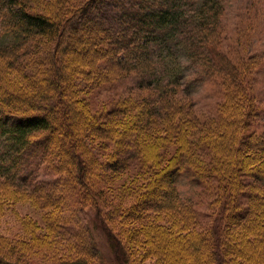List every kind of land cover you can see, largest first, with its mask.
Here are the masks:
<instances>
[{"label":"trees","instance_id":"1","mask_svg":"<svg viewBox=\"0 0 264 264\" xmlns=\"http://www.w3.org/2000/svg\"><path fill=\"white\" fill-rule=\"evenodd\" d=\"M55 1L58 2V6L64 8V3L69 0H50L49 4ZM93 1L82 0L70 12L68 20L58 21L45 8L42 7L40 10L34 8L36 2L48 4L44 0H35L34 4L32 0H0L2 59L9 56L8 61L12 60L14 63L31 54L30 41L34 36L43 34V37H48L55 34L51 49L54 74L48 81V86L47 83L33 84L38 80H27L31 82L32 91L13 93L8 88L6 92H0V178L11 183L22 179L27 182L29 177L26 176L24 167L32 165L34 160L35 165L41 163L45 165L49 163L48 157L55 164L57 156L62 161L60 166H65L68 171L69 176L64 184L62 178L54 177L37 181L32 184V189L28 190L34 194H41V191H44L53 198L60 196L58 202L65 200L64 195L68 196L66 198L68 200L73 198V195H78L74 199L78 198L84 205L86 197L95 201L98 206L96 214L101 219L105 234L121 252L119 260L123 254L119 263L133 264L130 248L123 237L126 228L118 230L113 223L115 221L113 211L106 210L103 203H99L102 193L98 191L95 179L91 177L94 160L86 159L79 151L84 145L80 134L81 123L84 122L87 126L89 124L100 137L102 132L96 115L89 112L85 101H77L74 98V89L78 85L74 73L84 70L86 66L81 61L80 55L83 54L76 52L75 48L72 49L78 41L76 33L72 34L70 39H65L68 36L65 34ZM124 1L126 3L121 4L122 14L118 17L119 37L112 40L114 34L105 26L89 25L93 37L88 39L83 49L88 52L89 59L95 65L86 71L87 79L80 81V86L82 91H86L94 83L101 85L105 80H115L108 72L114 67L118 71L117 78H125V75L130 74L140 77L136 85L140 89L149 87L157 92L158 96L142 98L138 103L140 105L138 114L146 116L153 110L159 117L157 122H162L157 126L160 131L154 136L158 148L163 140L171 135L177 151L170 165L154 176L149 193L143 194L141 198V203L145 201L148 211L155 209L160 212L137 213L136 217L133 213L136 210L135 205L131 206V209H117L118 216L140 221L139 234L140 237L142 235L140 243L146 247L142 256L152 254L157 264H210L211 260H215L216 264H225L220 250H216L218 248H211L209 252L210 233L208 240L205 241L204 236H195L193 229L189 228L194 222V212L185 206L186 203L182 201L177 187L180 177L185 172L193 171L196 180L214 176L218 178L222 192L225 193V202L220 203V212H224V215L229 214L232 226L242 228L230 234L238 243L237 247L233 245L236 247L234 254L245 257L250 264H264V135L254 136L256 144L243 140V133L248 128L244 104H248L250 99L246 87L249 79L226 57L218 54L216 44V38L220 36L218 30L223 21L226 2L229 0ZM127 2L130 8L134 7L135 13L132 12L131 16L125 19L124 13L130 9ZM139 14L141 16L138 18ZM126 32H131L133 37H127ZM97 39H102L98 46ZM109 42L111 45L107 49ZM118 53H122L121 58L117 56ZM69 55L73 56L71 61L68 59ZM112 57L113 61H110ZM186 59L198 65L196 74L200 75L201 72L204 75L199 80L208 74L213 76L216 71L221 70L228 69L231 74V82L228 85L234 90L225 95L226 101L218 112L219 119L215 120L214 126L211 127L213 129L210 131L212 137L209 143L200 144L202 149L208 147L213 152L209 166L193 164L191 150L189 151L190 147L197 145L192 134L199 126L194 115L195 102L194 100L189 101L191 103L182 102L176 99L177 93L185 91L186 78L189 75L188 65L183 63ZM91 75L95 82L91 80ZM150 78L152 80H149ZM120 111L122 109L117 108L111 111V114L114 116ZM126 118L130 124L135 123L132 116ZM115 120H111L113 126L116 125ZM153 121L156 122L154 119ZM136 127L146 130L148 126L136 124ZM142 134L140 151H136L133 157L147 153L145 159L143 154V163L146 165L148 162L147 165H151L160 154L157 153L158 149L154 150L153 145L151 147L150 143L144 142L151 140L152 137L145 132ZM83 151H86L85 148ZM108 167L115 168V163L111 162ZM250 173L255 175L252 183L247 185L244 177H249ZM58 180L60 182L55 187L48 186L50 182ZM152 186L155 189L151 190ZM245 186L249 189L246 195L249 203L246 208L241 210L242 208L235 205L233 209L228 208L232 204H237L238 200L235 197ZM160 192L163 199L151 203L150 201ZM91 201L90 203H93ZM58 209L59 206L54 207V210ZM165 225L169 227L165 228ZM217 232L214 234L212 231L220 240L222 230ZM218 240L214 241L213 245L221 243ZM93 252L97 254L96 250L90 249L89 254L82 253L76 259H65L64 264H100L96 258L90 257V254L96 255ZM24 262L13 252L0 253V264H25Z\"/></svg>","mask_w":264,"mask_h":264},{"label":"rangeland","instance_id":"2","mask_svg":"<svg viewBox=\"0 0 264 264\" xmlns=\"http://www.w3.org/2000/svg\"><path fill=\"white\" fill-rule=\"evenodd\" d=\"M32 1L34 4L35 0ZM44 1L48 4L36 2L34 8L40 10L43 7L53 18L55 17L58 21H66L70 12L82 0L66 1L64 8L58 6L56 1L51 4H49L50 0ZM123 2L125 1L94 0L84 12L85 15H83L84 13L81 14L83 16L79 15V18L76 22L74 21L65 34V36L68 35L65 39H70L71 35L76 33L78 41L72 49L75 48L76 52L83 54L80 55L81 61L86 66L84 70L74 73L77 77L76 83H78L74 89V98L77 101H85L89 112L96 115L102 132L100 137L90 128L89 124L87 126L86 123H81L80 134L84 145L79 151L86 159L94 160L91 177L95 179L94 183L97 184L98 191L102 193L99 203H103L106 210L113 211L112 216L115 217L113 223L118 230L128 228V232L125 229L122 233L128 248H130L133 264H157L152 254L142 256L146 247L140 243V238H142V235L140 237L139 234L140 221L118 216L117 209H131V206L136 205V210L133 212L135 216L137 213L151 212L155 214L160 212L155 209L148 211L145 201L141 203V198L143 194L149 193L150 183L154 176L170 165L175 157L177 146L173 137L168 134L169 138L164 139L158 148L154 136L160 131L157 126L162 122H157L159 117L153 113V110L146 116L138 114L139 101H142V98H156L158 93L149 87L140 89L136 85L140 77L135 74L117 78L116 67L108 71L115 80H105L101 85L94 83V86L92 85L86 91H82L80 86V81L87 79L86 71H89V67L94 68L95 65L89 59L88 52L83 49L87 45L88 39L93 37L89 25L105 26L109 32L114 34L112 40L119 37L117 35L119 34L117 31L118 17L122 14L121 4ZM127 5L130 6L128 2ZM130 9L124 13L125 19H128L132 12L135 13L134 7ZM140 16L139 14L138 18ZM222 20L218 30L220 36L216 38L218 54L226 57L249 79L246 82V87L250 99H248V104H244L248 128L243 133V140L253 144L255 135H264V0H229L228 3L226 2ZM42 35L34 36L30 41L32 45L30 55L14 63L12 60L8 61L9 56H5L3 59L0 57V92L4 93L8 88L13 93L31 90V82H27V80H38L33 84L47 83L48 86V81L54 74L51 49L55 34L48 37ZM125 35L133 37L131 32H126ZM101 42L102 39H97L96 45L98 46ZM110 43L106 47L107 49L110 48ZM72 55L75 56V54ZM117 56L121 58L122 53H118ZM72 57L69 55V61L72 60ZM110 61H113V57L110 58ZM107 62L109 61L107 60ZM183 63L188 65L189 75L186 78L185 91L177 93L176 99L182 102L194 100V115L199 123L196 131L192 133L198 146L190 147L189 151L191 150L193 164L209 166L213 152L208 147L202 149L200 144L209 143V139L212 137L210 131L213 128L211 129V127L214 126L213 122L219 119L218 112L226 101L225 95L234 90L228 85L231 82V74L228 69L221 70L223 74L216 71L215 75L208 74L204 79L199 80L204 75L201 72L200 75L196 74L198 65L192 64L188 59ZM27 74L29 77H26ZM91 80L96 81L92 75ZM225 81L228 83L226 84ZM117 108L122 111L112 116L111 111ZM150 108L149 105L148 109ZM128 116H132L134 119L132 121L137 125L148 126L147 129H138L135 123L130 124L126 118ZM111 120H115V126ZM142 132L152 137L151 140L144 141L145 144L150 143L151 147L153 145L154 150L158 149L157 153L160 154L151 165H147L148 162L146 165L143 163V154L145 159L147 153H141L140 157H133L136 151H140ZM84 148L86 151H83ZM48 161L49 163H45V165L43 163L35 165L36 160H34L32 165L24 167L26 176L30 178L29 180L27 177V182L22 179L11 183V181L0 178V253L13 252L14 255L21 258L22 262L25 261V264H64L65 259H76L82 253L89 254L90 249H94L97 254L93 252L96 255L90 254V257L96 258L100 264H120L123 254L119 260L121 252L118 246L105 234L101 219L96 214L98 206L95 201L86 197L87 205L85 204V206L78 198L74 199L78 195H73V198H69V200L66 199L68 196L64 195L65 200L58 202L60 196L53 198L44 191H41V194H34L28 190V188L32 189L33 183L40 180L57 177L62 178L64 184L68 179V171L65 166H60L62 161L57 156L54 160L55 164L49 157ZM111 162L115 163V168L108 167ZM116 164L118 165L116 166ZM251 174L249 177H244L247 185L254 179L255 174ZM59 182L60 180L50 182L48 186L55 187ZM177 187L182 201L186 203L185 206L193 209L194 212V222L189 228L193 229L195 236H204L205 241L208 240L210 233L209 252H211V248H218L216 250H220L225 264H250V261L245 257L235 255L233 252L238 243L231 238L230 234L236 233L238 228H242L235 227L237 225L232 226V222L228 218L229 214L224 215V212H220V203L225 202V193L222 192L218 178L213 176L196 180L194 172L189 171L183 173ZM152 188L155 189L154 186L151 187V190ZM248 190L247 186L244 190H240L235 197L238 200L237 204H232L228 208H232L234 205L237 208H242L241 210L246 208L249 203L247 202L248 196H246ZM160 199H163L161 192L150 202ZM62 203L64 204L62 205ZM53 206H59V209L54 210ZM101 207L103 208V206ZM236 216L238 217L237 214ZM168 227L167 225L165 228ZM215 228L217 231L222 230L220 240L214 235L218 233ZM216 240L221 243L213 245ZM148 245L150 246L151 243ZM233 245L236 247L234 248ZM210 264H216L215 260H211Z\"/></svg>","mask_w":264,"mask_h":264}]
</instances>
